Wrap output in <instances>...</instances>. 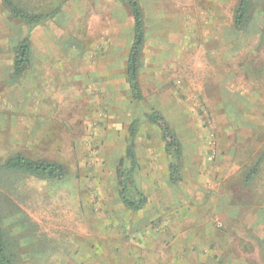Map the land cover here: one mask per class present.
Returning <instances> with one entry per match:
<instances>
[{
    "label": "rangeland",
    "instance_id": "1",
    "mask_svg": "<svg viewBox=\"0 0 264 264\" xmlns=\"http://www.w3.org/2000/svg\"><path fill=\"white\" fill-rule=\"evenodd\" d=\"M23 1L31 9L62 4L29 31L30 69L13 76V46L27 29L0 3V164L20 152L60 163L67 175L0 182L14 264H264V46L256 11L236 31L239 0H138L145 51L144 101L136 105L126 81L133 22L124 0ZM156 43L165 52L149 51ZM98 55L108 60L110 87L102 92L92 82L99 72L85 75ZM152 110L182 145L176 184L160 132L142 116ZM134 114L135 182L147 198L137 212L124 207L116 177Z\"/></svg>",
    "mask_w": 264,
    "mask_h": 264
},
{
    "label": "trees",
    "instance_id": "2",
    "mask_svg": "<svg viewBox=\"0 0 264 264\" xmlns=\"http://www.w3.org/2000/svg\"><path fill=\"white\" fill-rule=\"evenodd\" d=\"M124 1L130 10L133 22L132 44L126 61V81L132 102L137 105L144 101L139 83L140 60L145 40L144 17L138 0ZM0 3L12 20L27 29V34L13 46L12 50L13 76H20L30 69L31 48L28 36L29 31L53 19L61 11L62 3L53 6L49 10L39 9L38 7L31 9L23 0H0ZM255 11L262 24L259 42L264 46V0H239L233 13L232 24L236 31H243ZM142 116L147 123L155 126L160 132L164 144V153L168 162L169 181L172 184L180 182L182 145L179 139L160 112L152 110L142 113ZM132 118L128 126L124 162L121 161L116 172V177L124 207L132 212H137L146 206L147 198L138 189L135 182V173L138 169L135 138L139 129L140 117L134 114ZM257 167L258 165L249 172L246 177L247 181L252 180L257 172ZM10 175L27 176L38 180L54 182L65 178L67 169L60 163L44 159H31L19 152L0 164V182L5 181V177H11ZM9 244L7 231L3 225V215L0 211V264H14L13 254L8 250Z\"/></svg>",
    "mask_w": 264,
    "mask_h": 264
},
{
    "label": "crops",
    "instance_id": "3",
    "mask_svg": "<svg viewBox=\"0 0 264 264\" xmlns=\"http://www.w3.org/2000/svg\"><path fill=\"white\" fill-rule=\"evenodd\" d=\"M93 46H94V43L92 44V47ZM102 46H103V43L100 46H98V49L102 50ZM106 47H107V44H106ZM144 51H145V49L142 50V54ZM149 51H154L155 53L158 54V53H162L164 51V48H163L162 44L156 43L155 46L153 47V50L149 49ZM107 65H108V60L107 59L103 60L102 55L101 56L98 55V57H96L95 60L93 61V66L91 67V71H89L88 68H87L88 72L85 71V75H88L87 73H89V75H93L94 73L99 72L98 76L93 77L92 82L97 87L96 90H100V92H102L103 89L106 91L108 89V87H110L109 86V78H108L107 74L105 76L103 74V73H107V70H108Z\"/></svg>",
    "mask_w": 264,
    "mask_h": 264
}]
</instances>
